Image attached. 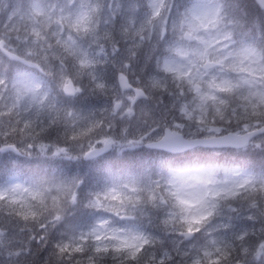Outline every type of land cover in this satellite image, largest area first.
Listing matches in <instances>:
<instances>
[{"label":"snow or ice","instance_id":"6c2138e0","mask_svg":"<svg viewBox=\"0 0 264 264\" xmlns=\"http://www.w3.org/2000/svg\"><path fill=\"white\" fill-rule=\"evenodd\" d=\"M0 264H264V0H0Z\"/></svg>","mask_w":264,"mask_h":264}]
</instances>
